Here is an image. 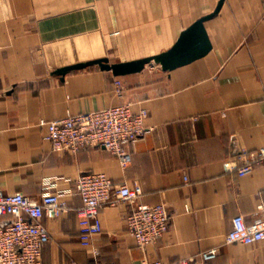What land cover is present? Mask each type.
<instances>
[{"label": "crops", "instance_id": "obj_1", "mask_svg": "<svg viewBox=\"0 0 264 264\" xmlns=\"http://www.w3.org/2000/svg\"><path fill=\"white\" fill-rule=\"evenodd\" d=\"M219 1L0 0V190L39 199L49 188L64 192L68 204L42 219L51 232L43 264H137L145 256L264 264V241L225 242L233 218L252 222L264 203V165L244 176L231 169L243 164L244 151L264 146V0H225L205 23L210 52L171 71L151 65L116 76L93 65L63 80L52 74L102 57L162 52ZM121 103L147 110L151 127L127 167L103 147L56 152L44 138L41 120ZM85 171L140 185L139 203H166L172 218L165 237L144 251L128 231L132 205L119 202L102 206L103 232L85 247L76 211L82 200L67 195ZM214 247L218 255L204 261L201 253Z\"/></svg>", "mask_w": 264, "mask_h": 264}, {"label": "built area", "instance_id": "obj_2", "mask_svg": "<svg viewBox=\"0 0 264 264\" xmlns=\"http://www.w3.org/2000/svg\"><path fill=\"white\" fill-rule=\"evenodd\" d=\"M116 90L123 95L121 81ZM147 110L135 113L131 103H121L94 111L70 113L56 120H41L46 127L45 140L53 151L77 154L89 147H103L127 167L133 162V147L145 137L151 127L147 125ZM243 164L235 165L239 175L252 172L264 165V146L244 151ZM187 180V177H185ZM64 192L47 188L39 199L23 191L5 193L0 190V264H43V250L51 238L50 229L43 217L53 218L68 210L62 200ZM67 195H79L82 204L76 208L81 227V242L91 245L92 238L103 232L100 209L104 205L127 202L132 208L127 216L129 233L144 251L157 244L168 233L171 213L166 203H139L140 185L131 187L127 182L116 184L104 172L85 171L76 179ZM264 241V203L259 204L257 217L248 222L243 214H237L226 235L227 244H254ZM98 254V252H96ZM218 255V248L201 253L206 261ZM102 264V263H99ZM137 264H191L187 258L173 260L151 259L145 256Z\"/></svg>", "mask_w": 264, "mask_h": 264}, {"label": "water", "instance_id": "obj_3", "mask_svg": "<svg viewBox=\"0 0 264 264\" xmlns=\"http://www.w3.org/2000/svg\"><path fill=\"white\" fill-rule=\"evenodd\" d=\"M224 1L220 0L213 12L202 16L189 27L185 28L177 41L170 48L162 52L151 56L117 62H112L108 57H102L57 68L52 74L60 76L63 80L72 71L98 65L102 70H110L116 76H123L142 72L148 65H160L164 71H171L177 67L189 64L204 57L212 49V41L205 23L219 13Z\"/></svg>", "mask_w": 264, "mask_h": 264}, {"label": "rangeland", "instance_id": "obj_4", "mask_svg": "<svg viewBox=\"0 0 264 264\" xmlns=\"http://www.w3.org/2000/svg\"><path fill=\"white\" fill-rule=\"evenodd\" d=\"M149 67L151 66V65H148Z\"/></svg>", "mask_w": 264, "mask_h": 264}]
</instances>
